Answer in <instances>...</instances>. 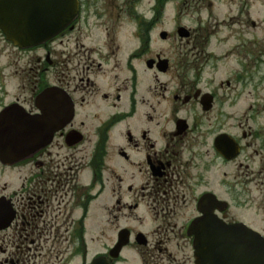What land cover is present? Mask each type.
I'll return each mask as SVG.
<instances>
[{
  "label": "flooded vegetation",
  "instance_id": "1",
  "mask_svg": "<svg viewBox=\"0 0 264 264\" xmlns=\"http://www.w3.org/2000/svg\"><path fill=\"white\" fill-rule=\"evenodd\" d=\"M77 1L70 24L37 47L0 31L23 90L0 113L11 106L60 127L25 160L0 161L16 182L0 188L12 214L0 264H90L99 203L98 254L129 241L116 264L128 249L139 264H197L190 228L204 217L264 235V48L241 45L238 69L209 22L159 46L158 0Z\"/></svg>",
  "mask_w": 264,
  "mask_h": 264
},
{
  "label": "water",
  "instance_id": "2",
  "mask_svg": "<svg viewBox=\"0 0 264 264\" xmlns=\"http://www.w3.org/2000/svg\"><path fill=\"white\" fill-rule=\"evenodd\" d=\"M77 10V0H0V28L10 41L31 47L59 33L76 16ZM179 34L188 37L190 31L181 27ZM166 36V32L162 33L163 38ZM14 111L10 106L0 114V159L7 164L38 150L60 128L48 122L43 125L40 115L16 112L15 116ZM11 218L4 200H0V230L9 225ZM208 219L204 217L190 228L195 235L197 264H264V237L259 232L242 223ZM124 236L112 250L113 256L128 243ZM93 264L112 263L100 256Z\"/></svg>",
  "mask_w": 264,
  "mask_h": 264
},
{
  "label": "rangeland",
  "instance_id": "3",
  "mask_svg": "<svg viewBox=\"0 0 264 264\" xmlns=\"http://www.w3.org/2000/svg\"><path fill=\"white\" fill-rule=\"evenodd\" d=\"M179 2L177 0L169 4L163 17L158 22L157 39L159 46L166 47L169 45L160 41L159 32L161 30H167L171 35H174L179 23L187 27L198 28L200 22L205 21L204 24L209 22L214 29L212 40L216 46L220 44L221 52H234L230 58H232L231 61L235 60L237 62L238 69L241 68L240 60L248 56V53L242 51L241 45L244 46V50H249L252 46L254 56L257 55L259 50L264 48V0H189V2L187 0V9L185 8L182 12H180L181 6ZM253 22H255V25H253ZM174 37L178 38L173 36L172 39H175ZM9 49L10 47L0 34V60L6 63L5 67H0V72L4 77V80L0 78V108L11 101L13 89L16 91L15 96L18 92L20 94V91H23H18L19 83L14 84L11 80L12 78L10 79L9 77V72L15 70L14 67L10 69L7 64L10 54ZM6 59L7 61H5ZM21 64L24 65V62ZM255 74L256 76L258 75L257 73ZM259 77L261 76L258 75ZM25 92L22 94H25ZM243 103H245L244 100ZM12 171L7 169L5 175L0 174V188L6 182H11L13 178L12 176L9 178V174ZM11 183L13 186L16 184L14 181ZM99 204L92 208L91 220L88 222L89 241L91 243L89 246V257H94L103 250L102 242L104 240L101 237L100 227L102 223L100 224L98 221ZM124 224L127 225L128 222L125 221L122 225ZM124 252L127 255L128 262L123 264H139V260L129 249L124 250Z\"/></svg>",
  "mask_w": 264,
  "mask_h": 264
},
{
  "label": "trees",
  "instance_id": "4",
  "mask_svg": "<svg viewBox=\"0 0 264 264\" xmlns=\"http://www.w3.org/2000/svg\"><path fill=\"white\" fill-rule=\"evenodd\" d=\"M161 2H163L164 0H160Z\"/></svg>",
  "mask_w": 264,
  "mask_h": 264
}]
</instances>
